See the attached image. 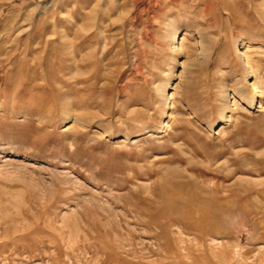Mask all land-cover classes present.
Instances as JSON below:
<instances>
[{"label": "rangeland", "instance_id": "1", "mask_svg": "<svg viewBox=\"0 0 264 264\" xmlns=\"http://www.w3.org/2000/svg\"><path fill=\"white\" fill-rule=\"evenodd\" d=\"M0 264H264V0H0Z\"/></svg>", "mask_w": 264, "mask_h": 264}, {"label": "bare ground", "instance_id": "2", "mask_svg": "<svg viewBox=\"0 0 264 264\" xmlns=\"http://www.w3.org/2000/svg\"><path fill=\"white\" fill-rule=\"evenodd\" d=\"M229 193V192H228Z\"/></svg>", "mask_w": 264, "mask_h": 264}]
</instances>
